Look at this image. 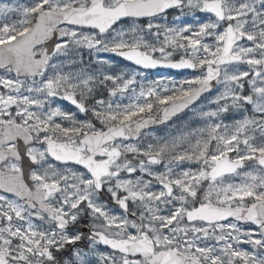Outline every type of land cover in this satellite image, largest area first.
Returning <instances> with one entry per match:
<instances>
[{"label": "snow or ice", "instance_id": "snow-or-ice-1", "mask_svg": "<svg viewBox=\"0 0 264 264\" xmlns=\"http://www.w3.org/2000/svg\"><path fill=\"white\" fill-rule=\"evenodd\" d=\"M0 264H264V0H0Z\"/></svg>", "mask_w": 264, "mask_h": 264}]
</instances>
